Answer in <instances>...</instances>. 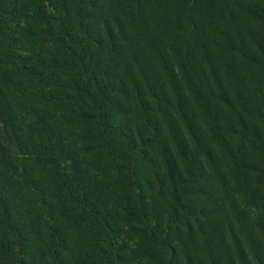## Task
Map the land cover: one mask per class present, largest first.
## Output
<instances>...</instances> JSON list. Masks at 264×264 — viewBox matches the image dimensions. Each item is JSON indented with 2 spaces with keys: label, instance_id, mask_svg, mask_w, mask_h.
Here are the masks:
<instances>
[{
  "label": "trees",
  "instance_id": "16d2710c",
  "mask_svg": "<svg viewBox=\"0 0 264 264\" xmlns=\"http://www.w3.org/2000/svg\"><path fill=\"white\" fill-rule=\"evenodd\" d=\"M154 1L0 0V264H264V222L243 221L264 214V46L253 31H220L230 93L189 24L199 59L171 47L181 58L166 62L170 98L134 48L159 51L156 31L125 21L127 5ZM257 1L249 12L264 24ZM179 75L198 95L207 139ZM89 153L107 159L106 174ZM64 222L87 244L72 245Z\"/></svg>",
  "mask_w": 264,
  "mask_h": 264
},
{
  "label": "rangeland",
  "instance_id": "374dc122",
  "mask_svg": "<svg viewBox=\"0 0 264 264\" xmlns=\"http://www.w3.org/2000/svg\"><path fill=\"white\" fill-rule=\"evenodd\" d=\"M260 4L261 2L257 0H237L235 2L197 0L195 4L189 6L183 0H155L152 6L143 7L139 12H131V6L127 5L125 21L128 22L130 26L137 24L142 27H148L150 29L153 28L156 31L157 38L159 39L156 44L160 48L159 51L150 45L149 42L143 41H139L134 48L138 52L143 63L145 62L149 68L157 73V79L165 83L164 88L170 98H173L172 93L174 90L170 89L171 85H169L168 82L170 70L169 67L167 70L166 62L168 63V66H170L173 62H180L179 58H181V51L178 50L177 52H173L171 47L175 44L178 45L181 43L185 47V53L189 57H193L194 61H196L199 55L198 51L195 50L199 44L196 41H192L190 45V41L192 39L188 37V25L192 23L195 28V30H193V33L195 34L194 38L203 39V41L206 40L209 46V52L212 53V58L218 68L220 78L225 81L228 91L232 93L233 91H231V84H229L227 70L225 68L227 53L218 45V43L222 41L220 38V31L222 29L233 31L234 29L236 30L237 27L245 31H253L258 37V41H261V45L264 46V24L254 21L249 12L251 8H258ZM140 34L142 35V38L148 36L143 31H140ZM216 44L218 45V48L215 46ZM248 47L256 49V44L248 39ZM256 55H258L257 51ZM258 58H261L260 54ZM229 62L235 69H238V66L242 67L243 64L237 59ZM187 66L190 68L191 65L188 63ZM260 70L262 71L264 69L260 68ZM252 74L257 75V70L254 69ZM247 79L249 81V87L254 88L251 81L254 80L255 82L256 78L253 75H250ZM176 82L179 83L178 89L183 92V97L185 95L183 101L185 103L187 101L189 104L188 107L195 113L197 126L200 129V135H202L201 137L207 139L209 136V127L206 124L204 111L202 109V105L198 101L199 98L193 85L189 83L187 78L185 79L181 75L178 76ZM260 82V86L261 84L264 85V79ZM133 114L135 120L139 122V115L137 112H134ZM171 117L174 118L173 116ZM210 140H212V138H210L209 141ZM85 161L89 167H93V172L96 171L95 173L100 175L106 174L105 170L100 168V166H102L101 164L107 161L105 157H102L97 153H89V157L85 158ZM27 196L34 200V204L30 209L35 213H37L39 209L41 210L37 204V200L35 199L36 197L29 195V193ZM243 196L249 204H256L254 193L243 189ZM48 200L53 203V200L51 199V192L48 193ZM254 210L255 209L248 210L244 214L245 220L243 221L264 222V214ZM29 218L30 217L27 219ZM48 223L50 225L54 224V222ZM63 225L66 226H62V229L68 232L69 236H71L69 238L72 245H78L81 247L87 244L88 234L86 232L79 230L70 224H66V222H64Z\"/></svg>",
  "mask_w": 264,
  "mask_h": 264
}]
</instances>
